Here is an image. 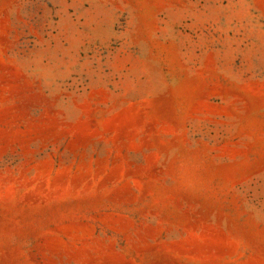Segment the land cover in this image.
<instances>
[{"label":"rangeland","instance_id":"374dc122","mask_svg":"<svg viewBox=\"0 0 264 264\" xmlns=\"http://www.w3.org/2000/svg\"><path fill=\"white\" fill-rule=\"evenodd\" d=\"M0 264H264V0H0Z\"/></svg>","mask_w":264,"mask_h":264}]
</instances>
